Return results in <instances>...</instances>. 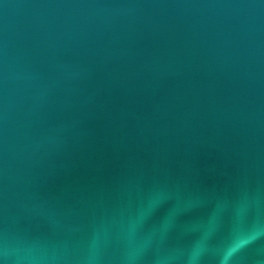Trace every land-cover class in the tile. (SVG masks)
Masks as SVG:
<instances>
[{"label":"water","instance_id":"water-1","mask_svg":"<svg viewBox=\"0 0 264 264\" xmlns=\"http://www.w3.org/2000/svg\"><path fill=\"white\" fill-rule=\"evenodd\" d=\"M0 264H264V0H0Z\"/></svg>","mask_w":264,"mask_h":264}]
</instances>
